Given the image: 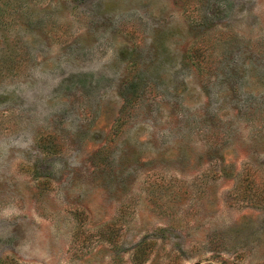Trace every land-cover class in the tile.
<instances>
[{
  "label": "rangeland",
  "instance_id": "1",
  "mask_svg": "<svg viewBox=\"0 0 264 264\" xmlns=\"http://www.w3.org/2000/svg\"><path fill=\"white\" fill-rule=\"evenodd\" d=\"M0 264H264V0H0Z\"/></svg>",
  "mask_w": 264,
  "mask_h": 264
}]
</instances>
